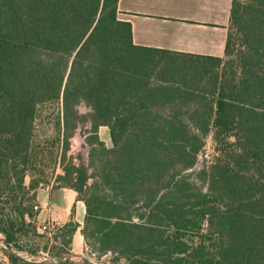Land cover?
<instances>
[{
	"label": "trees",
	"instance_id": "obj_1",
	"mask_svg": "<svg viewBox=\"0 0 264 264\" xmlns=\"http://www.w3.org/2000/svg\"><path fill=\"white\" fill-rule=\"evenodd\" d=\"M46 106L61 134L56 186L84 204L85 258L264 264V0H232L221 57L135 45L118 0H0V233L31 254L17 234L46 238L40 182L25 181ZM85 122L88 162L75 164L67 140ZM77 226L58 227L56 264H78ZM2 250L7 264H40Z\"/></svg>",
	"mask_w": 264,
	"mask_h": 264
},
{
	"label": "crops",
	"instance_id": "obj_2",
	"mask_svg": "<svg viewBox=\"0 0 264 264\" xmlns=\"http://www.w3.org/2000/svg\"><path fill=\"white\" fill-rule=\"evenodd\" d=\"M232 0H118V16L129 21L135 45L198 55L221 57L227 39ZM37 225L46 221L57 227L78 224L69 256H85L82 234L84 204L74 190L48 186L37 194Z\"/></svg>",
	"mask_w": 264,
	"mask_h": 264
},
{
	"label": "rangeland",
	"instance_id": "obj_3",
	"mask_svg": "<svg viewBox=\"0 0 264 264\" xmlns=\"http://www.w3.org/2000/svg\"><path fill=\"white\" fill-rule=\"evenodd\" d=\"M79 113H87L90 109L86 105H78L77 107ZM56 111V108L53 106L43 107L41 117L36 121V132H35V141L33 142L35 148V165L36 168L31 171L26 177V183L30 182L31 176L35 181L40 182V187L45 188L48 186H56V177L60 173H62V163L59 160V149H60V141L57 143V135L59 132L56 130V126L54 124V120L51 116V111ZM90 125L88 122L80 123L77 128L74 130L72 135L68 138V149H67V157H71L73 163L78 164L80 161L87 164L88 162V154L90 150V145L87 143L86 136L89 134ZM61 136V134H59ZM99 137L105 142L107 146H110V140L108 135V129L106 127H100L98 129ZM60 139V138H59ZM39 193V192H38ZM34 203V202H33ZM14 216V214H12ZM15 217V216H14ZM36 233L44 234L45 239H38L34 237L32 234H17L18 243L22 245L25 249L26 247L29 249H39L38 253L31 254L26 250L16 251L21 257L34 260L35 262L40 263V261H53L54 264L60 263L61 255L67 257L63 251V253L59 256L56 248H53V245L58 243V240H54L55 236L52 239L47 237V235L37 226L35 229ZM59 232H56L55 235H58ZM0 237L4 238L0 233ZM2 249H6L3 246L2 241L0 242V260L7 264V258L4 255ZM7 250V249H6ZM52 254L53 256H50ZM93 264H99L94 260H89V257H83ZM83 259L78 262V264H86ZM105 259V258H103ZM50 264V263H49Z\"/></svg>",
	"mask_w": 264,
	"mask_h": 264
},
{
	"label": "built area",
	"instance_id": "obj_4",
	"mask_svg": "<svg viewBox=\"0 0 264 264\" xmlns=\"http://www.w3.org/2000/svg\"><path fill=\"white\" fill-rule=\"evenodd\" d=\"M208 152V150H207ZM34 210H39V205H34ZM39 228L47 235V237H49L50 239L53 238V236H55L58 227L49 221H46L45 223L39 225Z\"/></svg>",
	"mask_w": 264,
	"mask_h": 264
},
{
	"label": "water",
	"instance_id": "obj_5",
	"mask_svg": "<svg viewBox=\"0 0 264 264\" xmlns=\"http://www.w3.org/2000/svg\"><path fill=\"white\" fill-rule=\"evenodd\" d=\"M0 240L2 241V243H3V246L8 250V251H10V252H12V253H14L15 255H19V254H17L6 242H5V240H4V238H1L0 237ZM54 264V262L53 261H40V264Z\"/></svg>",
	"mask_w": 264,
	"mask_h": 264
},
{
	"label": "bare ground",
	"instance_id": "obj_6",
	"mask_svg": "<svg viewBox=\"0 0 264 264\" xmlns=\"http://www.w3.org/2000/svg\"><path fill=\"white\" fill-rule=\"evenodd\" d=\"M0 242H1V240H0Z\"/></svg>",
	"mask_w": 264,
	"mask_h": 264
}]
</instances>
